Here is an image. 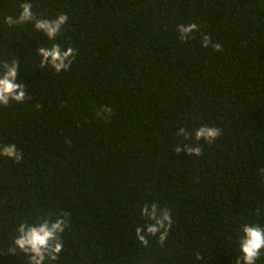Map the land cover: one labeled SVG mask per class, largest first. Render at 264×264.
<instances>
[{
    "label": "trees",
    "instance_id": "trees-1",
    "mask_svg": "<svg viewBox=\"0 0 264 264\" xmlns=\"http://www.w3.org/2000/svg\"><path fill=\"white\" fill-rule=\"evenodd\" d=\"M24 2L37 19L68 16L55 40L4 22ZM192 23L181 41L177 28ZM205 34L222 51L202 47ZM54 43L77 53L66 71L40 67L39 47ZM13 60L28 96L0 105V145L23 154L0 156V264H28L9 252L21 223L64 212L50 264L241 259L243 227L264 228V0H0V65ZM201 126L221 134L197 141ZM152 203L173 225L144 246L135 229Z\"/></svg>",
    "mask_w": 264,
    "mask_h": 264
},
{
    "label": "clouds",
    "instance_id": "clouds-1",
    "mask_svg": "<svg viewBox=\"0 0 264 264\" xmlns=\"http://www.w3.org/2000/svg\"><path fill=\"white\" fill-rule=\"evenodd\" d=\"M20 7L22 11L18 18L8 16L4 22L9 26L33 22L36 30L43 32L49 40L56 39L63 25L69 19L66 14H60L52 20L37 19L32 12L30 2H24ZM198 30V25L195 23L181 24L177 28L181 41H186L190 34ZM201 46L204 48L212 46L215 51H222V46L218 43L212 44L211 38L206 34L202 37ZM38 54L41 57V68L50 65L59 73L70 68L77 53L72 47L65 50L59 44L54 43L50 48L39 47ZM19 68L20 64L17 60L0 65V105L8 106L10 101L22 103L27 98L25 86L16 83ZM102 112H106L110 116L112 109L105 106L102 108ZM220 134L221 130L218 128L201 126L195 130V139L197 141L205 140L211 144ZM177 135L187 138L189 134L181 128ZM175 151L177 153L186 151L191 156H199L202 150L201 147L197 146H177ZM0 156L12 159L17 163L23 159V154L18 150L16 144L0 145ZM261 172L264 173V169H261ZM259 211L258 209V214ZM141 216L148 223L135 229L138 242L148 246V237H157L159 243L163 244L168 239L173 225L171 211L160 207L157 203L144 204L141 208ZM69 226V213L67 212L58 215L55 220L47 217L41 218L38 224L21 223L16 229L17 235L14 239V246L9 249V252H15L18 249L25 253L28 256V264H50V262L57 261L64 247L61 239L62 234ZM242 232L243 236L238 242L242 257L236 261V264H241V260L243 264H256L261 252L264 251V228L245 225Z\"/></svg>",
    "mask_w": 264,
    "mask_h": 264
}]
</instances>
